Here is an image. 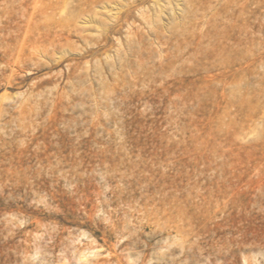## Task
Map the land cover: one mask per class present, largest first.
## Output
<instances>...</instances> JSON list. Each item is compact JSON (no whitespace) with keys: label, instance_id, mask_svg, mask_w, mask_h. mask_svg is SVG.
I'll return each mask as SVG.
<instances>
[{"label":"rangeland","instance_id":"1","mask_svg":"<svg viewBox=\"0 0 264 264\" xmlns=\"http://www.w3.org/2000/svg\"><path fill=\"white\" fill-rule=\"evenodd\" d=\"M4 1L0 25L9 7L24 25ZM191 1L148 0L95 56L92 23L27 49L19 75L0 60V264H264V0ZM225 5L257 41L215 58L202 20ZM191 13L194 34L170 39Z\"/></svg>","mask_w":264,"mask_h":264},{"label":"bare ground","instance_id":"2","mask_svg":"<svg viewBox=\"0 0 264 264\" xmlns=\"http://www.w3.org/2000/svg\"><path fill=\"white\" fill-rule=\"evenodd\" d=\"M147 2L148 0H23V1H19L16 7H18L20 12L22 13L21 15L22 19L25 18L26 21L25 24L22 25V23H20L16 17L17 12L15 13V9L14 11L13 10L11 11L12 8L9 7L10 10L8 8L7 10L8 15L6 13L7 17L1 19L2 25H0V30L9 32V35L11 33L10 40L12 43L10 45L11 47L6 51V54L3 55L0 53V60L3 58V61H5L8 64L9 68L12 69L14 76L19 75L20 72H24L27 68L19 67L16 62V58L22 57L23 54H26L27 49L28 50L32 49V51L34 50L33 53L31 52L29 54L31 60L34 61V59H36V56L38 54L49 52L50 48L56 49L59 46H64L65 43H69L71 40H73V38H77V39L79 38L80 40L86 38V33L90 32L91 30V26L89 25L92 23H94L93 25L95 24L99 25L100 27L99 29L102 30L101 38L98 41L94 40L97 41L98 47L88 50V55L89 53H93V56H95L96 52L100 50L99 49L100 47L107 45L111 35L113 34L118 35L123 33V30L126 28V26L128 29H130V31L137 29L135 27V23L139 19L135 13L141 6L144 7V5H146ZM113 5H116L118 9H116ZM228 5H225V7L222 10L220 9V11H217L214 14L203 15V17L205 18V20H202L203 28L205 27L206 29L204 28L201 30L203 35L202 37L210 42L212 51L207 50V53L209 55H213V57L215 58H219L220 56H223L227 52H230L231 54L239 55L240 53L239 51L241 50L242 47L243 48L246 47L247 49L253 51L257 41L256 30H252L253 32H251L249 28L250 26H245V27L241 26L242 16L240 14L241 10L238 8V6L236 5L234 7L235 9L233 10L232 14L229 15ZM221 11H223L225 14H222ZM143 13H141L143 20L153 26H156L157 28V29L155 28L150 29L151 35L160 38V36H162L161 35L162 27L157 24H159V22L161 21L160 19L162 16L159 18L158 15L157 17L158 19L153 18L149 20L145 18V15ZM176 17L178 18L177 14L174 15V17L170 16V19H174L173 21H175L177 19ZM179 17L181 18L180 21H182L183 27H180L181 25L180 24V25H174L172 26L171 29H169V33H170L169 37L172 40L180 39L181 36H184L185 38H187V36L191 37L194 34L193 29L196 28L195 21L198 22L199 20H201V18L198 19V16L196 18L195 13L193 14L191 13V15L183 14V15H179ZM18 32H20L21 36L22 35L24 36L22 39V43H20L14 37ZM201 32H197V33H201ZM150 33H148L147 35H149ZM12 45L14 49H16L15 53H12L11 51V49H13ZM51 57L49 59H51ZM83 58H86V55H84ZM255 62L256 59H253L250 63H255ZM60 63L62 62L56 61L55 59V61L50 65L51 70L53 71V69L60 66ZM38 64H36L38 66V67L36 66L38 70L44 67V65L42 64L38 65ZM237 64L238 63L236 62V65ZM29 79H31V75L29 73L23 76V81H27ZM94 255H96V253ZM118 255L113 254L112 250L109 251L108 253L109 258L105 257L106 259L103 260L104 264H125L122 258L120 257V255L119 256Z\"/></svg>","mask_w":264,"mask_h":264}]
</instances>
